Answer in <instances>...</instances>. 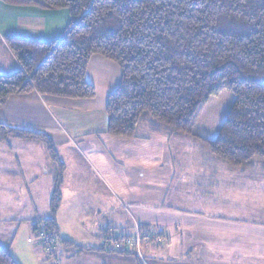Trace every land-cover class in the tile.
Listing matches in <instances>:
<instances>
[{
  "label": "trees",
  "instance_id": "1",
  "mask_svg": "<svg viewBox=\"0 0 264 264\" xmlns=\"http://www.w3.org/2000/svg\"><path fill=\"white\" fill-rule=\"evenodd\" d=\"M2 1L14 7L64 9L71 21L51 42L5 39L19 69L0 74V107L10 96L31 92L64 100L95 98L86 68L91 57L100 56L121 73L120 85L105 105L108 136L181 134L229 167L247 171L259 161L264 170V0ZM11 138L43 145L58 165L50 218L33 230L36 239L40 231L59 238L56 215L64 167L53 143L46 134L0 124V141ZM152 228L167 243L163 230L136 229L149 236ZM134 231L112 230L101 245ZM151 239L143 253L163 246ZM100 248L144 264L131 249ZM0 264H17L9 249L0 248Z\"/></svg>",
  "mask_w": 264,
  "mask_h": 264
},
{
  "label": "crops",
  "instance_id": "2",
  "mask_svg": "<svg viewBox=\"0 0 264 264\" xmlns=\"http://www.w3.org/2000/svg\"><path fill=\"white\" fill-rule=\"evenodd\" d=\"M70 21L64 9L14 7L0 0V48L9 55L12 72L19 66L6 38L51 42L62 35ZM88 62L86 82L94 88L95 98L64 100L31 92L10 96L0 107V124L46 134L64 167L56 215L59 237H69L65 232L71 229L83 233L86 241L81 244L94 250L97 257L87 260L89 264H139L130 255L100 248L105 234L116 229L130 232L138 226L158 228L167 237L166 245L143 253L144 264H264V223L220 215V205L218 212L212 213L208 210L215 205L209 201L205 212L199 205L193 211L182 205L186 197L200 196L199 202L204 203L212 196L217 171L214 157L204 146L181 134L153 137L141 131L134 139L106 134L105 105L120 85L121 73L113 62L100 56ZM182 148L187 149L184 154H200L191 155L195 164L185 162ZM57 166L39 143L12 138L0 141V225H13L7 232L0 231V239L5 240L0 248L9 249L17 264H33L30 247L20 245L14 250L11 243L20 234L29 240L33 251V247L39 248L33 225L50 218ZM192 169H197L194 180L200 189L185 192L181 185ZM24 188L35 192L36 203L7 197ZM70 242L80 246L77 241ZM69 253L77 259L84 254L75 248Z\"/></svg>",
  "mask_w": 264,
  "mask_h": 264
},
{
  "label": "rangeland",
  "instance_id": "3",
  "mask_svg": "<svg viewBox=\"0 0 264 264\" xmlns=\"http://www.w3.org/2000/svg\"><path fill=\"white\" fill-rule=\"evenodd\" d=\"M7 60H10L9 55L6 54L4 50L0 48V74L2 75H8L9 72H12L13 66L7 62ZM95 91V90H94ZM22 95V94H20ZM16 95V96H20ZM9 100V99H8ZM7 100V101H8ZM6 101V102H7ZM5 105V104H4ZM3 106V105H2ZM1 106V107H2ZM192 148V147H191ZM187 150L186 148H182L181 150V157H186L185 162L188 164L191 160V155L199 156V153H190L189 155L184 154V151ZM214 159V166L213 168L217 171V175L214 179H216L215 186L212 187L211 194L212 196L207 197V199H203L205 202L200 203V196L196 197H186L185 198V204H182L186 209H189L190 211L194 210L195 205H199L202 212H205L208 207V202L214 204L215 208L213 210H208L212 213L218 212V206H221V211L219 212L220 215L223 216H229L230 218L241 220V221H253L258 223H264V170L259 166L260 162H256L254 169H248L247 171H242L239 169H234L232 167H229L226 163H223L216 158ZM193 160H191V164ZM220 165H223L222 172H219ZM211 166V165H210ZM191 167V166H190ZM204 168L208 169L205 165ZM198 172H201V170H198ZM197 169H192L190 174H188L183 183L182 189H185V192L189 190H198L200 187L197 186L194 180V175L196 176ZM26 178V177H25ZM24 179V178H23ZM20 179L21 181L23 180ZM32 190V188H30ZM13 196H16V198L25 200L32 199L36 203L35 198V192H27V189L24 188L22 191H17L16 194H9L8 198H13ZM5 197V196H3ZM212 197V198H211ZM6 198V197H5ZM10 204H14L19 209H22V206L19 207L17 202H12ZM196 210V209H195ZM62 224V223H61ZM13 225H10L9 223L4 222L0 225V231L7 232L9 231ZM24 226V225H23ZM20 227V230H22V227ZM2 227V228H1ZM69 233L65 232V236H60L59 238H55L52 244V252L51 254H48V252L42 248L41 244L38 242L37 239H35L36 243H38L39 248H34V251L32 250L31 243L30 245L29 240H25L24 237H20V234L17 235V238L15 239V242L11 243L14 250L20 249V245L24 248L26 246L30 247L29 255L31 262L33 264H59L63 263L65 261L68 262V264H89L86 262L87 260L94 261L97 259L96 255H93L94 250L85 251L84 254L77 259L76 255L72 256L69 252H72L75 248V251L78 252V248L74 247L73 245H65L62 240L65 239L67 242L71 243L70 241H77L80 245L78 247H83V244L86 241V237L83 235V233L78 232V230H68ZM134 231V230H133ZM2 232V233H4ZM10 234V232H8ZM7 234V235H8ZM4 237L6 239H9L8 236ZM62 239V240H61ZM4 238L0 239V246H4L5 240ZM85 244V243H84ZM166 245L163 244V246ZM74 247V248H73ZM84 248V247H83ZM82 248V249H83ZM104 252V250H103ZM50 253V252H49ZM21 255H24L23 251ZM53 255H55V260L53 259ZM78 256V255H77ZM58 260V261H57Z\"/></svg>",
  "mask_w": 264,
  "mask_h": 264
},
{
  "label": "built area",
  "instance_id": "4",
  "mask_svg": "<svg viewBox=\"0 0 264 264\" xmlns=\"http://www.w3.org/2000/svg\"><path fill=\"white\" fill-rule=\"evenodd\" d=\"M159 231L157 229L152 228V233H149V236L151 238H155V242L158 241L160 243L165 244L166 239L159 237L158 235ZM146 233L141 232L140 229H136L132 235H129L127 237H116L113 238V236L110 238L109 241H105L104 245L110 246V248H114L116 251L117 250H122V249H131L133 250L137 257L140 258L142 261L143 259V247L147 246L146 244L150 242V240H153L149 238V236L144 235ZM38 242L41 244L42 248H44L48 254H51L52 252V244L53 241L55 240V234L54 233H45L40 231L39 235L37 236ZM102 245V246H104ZM50 252V253H49ZM145 262V261H144Z\"/></svg>",
  "mask_w": 264,
  "mask_h": 264
}]
</instances>
